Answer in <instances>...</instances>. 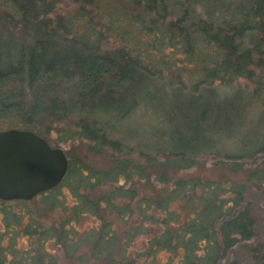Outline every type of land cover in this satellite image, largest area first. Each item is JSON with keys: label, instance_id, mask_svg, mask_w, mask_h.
I'll use <instances>...</instances> for the list:
<instances>
[{"label": "trees", "instance_id": "1", "mask_svg": "<svg viewBox=\"0 0 264 264\" xmlns=\"http://www.w3.org/2000/svg\"><path fill=\"white\" fill-rule=\"evenodd\" d=\"M74 1L51 13L56 0H0V117L48 142L52 130L58 141L87 140L112 159L95 168L65 151L66 175L37 195L62 211L57 224L44 228L38 210L5 206L37 196L1 199L0 237L33 238L23 262L12 261L53 264L52 240L70 262L264 264L246 183L181 173L205 155L264 166V107L252 120L245 111L263 88L264 0ZM259 176L264 169L253 167L248 179ZM84 217L96 224L80 231ZM237 246L250 261L233 257ZM5 248L0 264L19 251Z\"/></svg>", "mask_w": 264, "mask_h": 264}, {"label": "rangeland", "instance_id": "2", "mask_svg": "<svg viewBox=\"0 0 264 264\" xmlns=\"http://www.w3.org/2000/svg\"><path fill=\"white\" fill-rule=\"evenodd\" d=\"M77 3L74 0H56L55 7L51 11V13H65L71 8L76 7ZM120 43L115 42L113 45H119ZM242 86L247 87L250 91L253 90L256 86L254 81L242 80L240 81ZM262 92L258 93L256 97L253 98V100H248L249 102L246 104L245 111L247 112V116L249 120L257 118V116L261 115L263 113L262 107H264L262 104L264 103V77H263V84H262ZM139 114L136 116L138 117ZM133 116L131 119H133ZM254 117V118H253ZM135 120V119H134ZM132 121V120H131ZM144 123V125L142 124ZM147 120L142 118V121L138 120L134 122L135 128L138 131L143 132V127L145 126V123ZM133 123V122H131ZM17 124V121L14 119H9L7 117H0V130L13 128ZM131 126L130 129L133 127ZM134 128V127H133ZM49 142L53 147H62L64 151L67 152L69 158L77 157L78 159L81 158L85 160L89 165H92L93 167H103L110 164V161L112 159V155L110 151L103 152L101 154L93 153L89 150L88 141L82 140L79 142L78 139L76 140H67V141H58V133L55 130H52L49 134ZM65 152V153H66ZM219 158L218 156H212V155H205L200 157L198 162L195 164L194 167L190 168L189 170H182L181 173H190V174H197L201 176L206 177H218L219 175L227 176L233 180L243 181L247 185V202L249 204L250 211L252 213V216L254 218V229H255V239L260 240L264 242V176L259 177H253L251 179H248L249 174L251 173V170L253 167H257L259 169H264V166L262 165L261 158H259L257 161L258 164H254L252 160L244 159V158H226L223 159ZM230 161H241L244 165L242 168H239L237 170L229 169L227 167V163ZM155 184L161 185L160 183H157L155 181ZM146 185V184H144ZM163 185V184H162ZM64 192L67 197V201L72 203L74 201V198L71 196L69 189L67 187H64ZM42 197L37 196L34 200L28 203H22V202H16V201H10L5 203V206H11L10 208L14 211L21 212L28 208L29 210H38V217L42 220V223L44 224V228L48 227L52 224H57L61 218H62V211L59 210L58 207H49L45 203L42 202ZM0 199V205L3 206ZM0 206V207H1ZM41 213V214H40ZM4 214L2 212V209L0 210V231L5 230V223H4ZM21 222V223H20ZM18 224V227L24 228L27 223L29 222V219L27 216H24L22 221H20ZM96 224L95 218L93 217H84L80 223L78 224L77 228L80 231H83L85 229H88L89 227ZM16 236L12 239L7 236V233L1 234L0 237V245L9 248L11 245L13 247L19 249L18 252H15V255H13L11 252H7L5 259L7 260L8 264H15L14 260L15 258L18 259L20 257V254L30 247L31 242L30 239H33L32 236L29 237L27 232L16 230ZM5 248V249H7ZM45 249L48 250V253L51 255L54 263L53 264H99V262L96 259H90L83 263H80L78 260H74L70 262L68 260V257L65 253V250L62 246L58 245L55 241H47L45 243ZM24 253V252H23ZM233 257L240 259L242 261L248 260L250 261V255L248 253V250L244 246H237L234 249ZM165 256H161V260H164ZM17 261L23 262V259H18ZM47 262V261H46ZM49 263V262H48ZM21 264V263H19ZM27 262L25 261V263ZM29 264H45V261L42 262H36V263H29Z\"/></svg>", "mask_w": 264, "mask_h": 264}, {"label": "water", "instance_id": "3", "mask_svg": "<svg viewBox=\"0 0 264 264\" xmlns=\"http://www.w3.org/2000/svg\"><path fill=\"white\" fill-rule=\"evenodd\" d=\"M67 170L62 147L30 129L0 130V199L30 200L57 186Z\"/></svg>", "mask_w": 264, "mask_h": 264}, {"label": "flooded vegetation", "instance_id": "4", "mask_svg": "<svg viewBox=\"0 0 264 264\" xmlns=\"http://www.w3.org/2000/svg\"><path fill=\"white\" fill-rule=\"evenodd\" d=\"M51 145V144H50ZM52 146V145H51ZM53 147V146H52Z\"/></svg>", "mask_w": 264, "mask_h": 264}]
</instances>
